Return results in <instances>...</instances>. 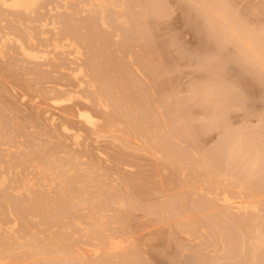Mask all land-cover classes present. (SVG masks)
<instances>
[{"label":"bare ground","instance_id":"1","mask_svg":"<svg viewBox=\"0 0 264 264\" xmlns=\"http://www.w3.org/2000/svg\"><path fill=\"white\" fill-rule=\"evenodd\" d=\"M129 1L132 4L131 0H0V264H40L42 260L43 263L54 264L59 262V257L64 258L61 259L62 263L68 264H150L149 261L152 262L156 256L149 260L146 253L143 256L137 253L136 240L142 238L144 242L147 238L144 235L151 237L156 234L161 238L162 236H159L161 228L147 230L149 232L144 229L158 224L160 226L162 223H165V226H162L167 229L170 226L174 227V230L178 228L179 233L185 235L189 242H200L199 239H202L203 246H200V243L199 246L195 243L197 247L191 246L189 243L190 248L184 247L185 241L180 246L176 244L179 248L181 246L183 248L179 249L181 250L179 257L182 256V252L192 257L188 258L185 264H219L221 257L217 258L216 255L214 259L212 255L210 256L213 250L208 251L209 248H215L216 244H219L216 242L218 239L214 243L213 232L219 233L222 238L220 240L222 246L221 244L218 246H221L224 254L219 252L218 254L223 256V259L236 257L230 261L236 260L237 253L241 250L245 254L246 236H249L251 250L249 249V254L243 255L245 259L241 256L242 259L239 257L238 260H241V264L242 261L244 264L246 259L249 264H264L259 255L264 251V180L261 179L258 185L252 184L254 176L264 177V165L263 162L260 163L263 160L245 149L240 139L237 140L236 136L234 138L236 134L232 132L230 133L232 136L226 135L229 138L223 139L227 144V147L224 146V149L226 147L224 157H228V166L225 161L222 162L223 165L217 161L225 170L219 169L216 162V165L213 163L212 166L218 168L213 173L214 168L212 167V170L207 166H211L215 161L211 156L209 158L211 163H206L205 167L207 171L212 170V173H205L207 171L204 170L203 164L208 159L203 162V166L197 163L198 168L204 167L202 169L205 172L203 173L202 169L200 171L207 175L206 177L200 174L198 168L190 170L187 167L199 153L195 147L197 154L193 153L195 155L190 156L192 157L190 160L188 157L190 152L188 153L187 149L181 151V147L184 146L181 143L186 139L185 137L192 136L190 135L192 132L190 133L189 129L187 131L184 126L188 128L189 123H179L183 117L180 118L181 115L178 114L179 124L177 122L176 124L185 127L183 128L182 125L180 127V130L183 128L181 135L184 140L180 138L182 142L179 140L178 145L179 141H176L175 135L176 132L181 131L176 129L173 133L172 127L178 106L174 109L170 106L172 102L169 100L175 94L170 93L171 97H165V101L166 98L168 99L167 103L170 101V105L167 104L170 107L160 106L163 105L162 92L170 89L171 92L174 86L171 88L170 86L174 83L169 84L170 89L167 88L168 86L167 89L161 88L162 82L160 83V80L158 83L157 78L161 79L159 75L163 71L158 72L159 74L154 72L159 70L162 59L161 61L158 59L159 62L157 60L156 64L150 56L153 51L150 54L146 52L151 58L144 55L145 51H140L145 48L143 47L145 36L146 42L151 41L147 42L149 47L150 44L151 48L155 45L153 33L149 32L152 31L151 26L147 25L152 21L149 20L151 17H147L152 10L150 11L146 6L145 9L148 10L142 14L143 11L140 10L144 6L138 5L140 0H137L138 4L135 2L136 6H132L135 3L131 5L133 8L128 5ZM144 1L149 2L143 0V3ZM210 1L207 2L211 4L215 3L214 1L218 2V0ZM196 2L199 3L198 0ZM221 3L223 2H220V5ZM201 4L200 6L203 5ZM145 5L151 7L148 3ZM204 5L206 12L210 6ZM217 5L212 6L216 11L222 7L225 9L224 4L221 5L222 7L219 6V9ZM135 7L140 9L134 11L135 14L138 13L136 15L130 12V8L133 10ZM224 9L220 11L226 12L227 9ZM216 11L215 14L222 15L220 18L226 15L230 25L232 22L233 25L237 24L235 20L229 18L232 15L228 12L223 14L224 12ZM117 15H120L123 22ZM116 16L123 25L122 28L118 21L116 24ZM111 17L114 20H111ZM143 17H145L144 22L139 24L145 25L141 28L137 23ZM146 18H149L148 21ZM220 18L218 19L225 20ZM99 25L101 26L98 27ZM116 25L119 27H115ZM230 25L228 24L227 27ZM233 25L228 28L232 32L238 29ZM130 26L131 28L134 26V29H130ZM236 33V37H239V32ZM230 34L234 35L231 32ZM242 36L241 39L237 38L238 41L248 43H245ZM120 37H125V42L121 41L123 39ZM128 37L133 40L139 38L143 42L138 43V39L135 41L138 43L136 45L140 44L143 47L137 46L140 56L143 55L142 59L139 60L138 53V57L134 58V54L136 56L138 51L132 43L133 40L130 39V43H127ZM248 37L251 38L250 41L253 40L252 36L248 35ZM117 44L122 45L117 49ZM112 46H116L117 50ZM153 49L155 51V47ZM122 55H127L128 58L127 56H124L126 59L122 58ZM117 58H121L120 61L125 59L124 63L119 64ZM143 58H150L151 61H146L147 59L143 61ZM137 59L140 62L142 60L144 65ZM126 60L128 62L125 64ZM152 61L155 62L153 69L159 65L158 70L155 69L154 72L150 69L151 63H148ZM146 62L149 65H146ZM139 64L145 68L142 70L143 67L140 68ZM165 65L161 64L164 70ZM166 69L168 72L169 68ZM144 70L148 72L151 70L153 75L155 74L156 79L153 77L160 88L153 85L151 72L150 75L145 74ZM169 77L166 78L170 80ZM169 80L168 82L171 83ZM158 89H162L159 97L160 92L155 91ZM172 93H175L174 90ZM149 95L150 99H148ZM155 97L160 98L158 100L160 102L154 100ZM173 105L176 107L177 104ZM163 108L168 109L167 113L174 114L173 117L171 113L166 114ZM165 114L170 115L172 120L170 121L169 116L166 119ZM213 116L218 118L222 115ZM170 122L173 124L168 126L171 127L168 130L166 125ZM209 123L213 124V122ZM175 128L179 127L176 125ZM184 129L190 134L184 136ZM189 136L187 139L190 138ZM191 138L193 139V136ZM192 139L185 142L188 144L192 141L197 142L196 139ZM173 140L177 142L176 148L179 146L180 150L174 148ZM193 145H189L191 149H194ZM202 151L204 152V149ZM212 156L215 157L214 159L217 158L214 154ZM224 157L220 158L221 161ZM197 158L198 156L195 159ZM233 158L237 166L233 162L235 166L231 163L230 168L228 161ZM239 162L243 163V166L242 164L238 166ZM260 166L263 168L259 169ZM239 169L244 170V173H241L242 179H238L240 178L238 174L241 172ZM187 170L194 171V176H203L205 180L202 185L197 183L202 181L200 180L202 177L198 179L199 176H196L197 182L190 183L192 172L188 181L186 175L190 173L188 174ZM196 170L199 172L196 173ZM243 174L245 175L242 176ZM211 181L215 186L210 187ZM205 182L209 183L204 184ZM139 211L145 213V219L147 216L148 219H142L137 224L135 218L138 219L136 215ZM149 216L156 219L152 221ZM168 223L170 225L167 227ZM140 225L142 228L148 227L143 228L142 231ZM136 226L140 227V230L138 228L137 230ZM171 229L173 230L170 228V231ZM135 234L137 237L134 236ZM180 234L178 238L182 236ZM124 236L129 238L128 241L123 240ZM171 238L177 240L173 235H169L166 239L171 240ZM180 238L179 243H181ZM138 241L140 243L141 239ZM143 242L140 244L145 245L146 242ZM87 243L94 250L91 249L88 251L90 253L83 255L82 248L87 250L91 248L82 246ZM152 248L153 251L154 247ZM140 252H143V249L140 248ZM158 252H155L156 255ZM54 253L58 260L55 256L54 260L52 257V259L46 258ZM88 254L91 255L85 256ZM94 256L99 260L89 259ZM262 257L264 258V253ZM169 260L170 264H177L180 259L177 263L176 261L171 263L174 258L172 261ZM180 262L181 260L178 264ZM226 263L227 261L224 264Z\"/></svg>","mask_w":264,"mask_h":264},{"label":"rangeland","instance_id":"2","mask_svg":"<svg viewBox=\"0 0 264 264\" xmlns=\"http://www.w3.org/2000/svg\"><path fill=\"white\" fill-rule=\"evenodd\" d=\"M148 1L149 2L144 1V3H143V0H140L139 1L140 3L138 4L137 0H131L132 4L136 2L138 5H140V4H141V6L143 5L144 7H142V8H141V6L139 7V8H141V10L137 9V7H135L133 10L131 9L134 6L137 5L136 3L134 5H132L130 3V1H129L130 4H128V5H130V7H131V5L133 6V7L130 8V12H132L134 15L138 14L137 12H136V14L134 13V11H137V10L143 11V13L142 12L141 13L144 14V11L148 10V9H145L146 6L149 8L150 11L154 10L153 12L151 11L152 14L150 12V15L147 12L148 13L147 17H151L150 19L149 18L148 19L149 20L152 19V21H153V22L149 21L151 25L148 24V23H147V25L151 26L152 31H149V32H150V34H151V32L153 33V36H154V38L152 36L153 44H155L157 47H159L158 48L159 50L156 49L157 47L155 45L153 46V48L155 47V51L157 50L156 52L154 51L153 48H151V44H150V47H149V44H147L148 41L147 42L145 41V39H146L145 37L146 36L144 35L145 36L144 38H143V36H138V37H140V38L142 37L143 40H144L143 42L145 43L144 45H146V46L148 45V46L146 48V46L143 45V47H145V48H144V50H140V51H145L144 55H147L146 52H149V54H150V52L153 51V53L150 56H152V59L156 62V64H157V60L158 59H160V61L162 59V63L161 64L162 65L167 64L169 66V67H167V65H165L166 67H165V70H164L162 68L163 66L161 67V64L158 63V64H160V68H162V69L158 68L159 70H161V71H159L157 69V67L159 65L158 66L156 65L155 69H157L158 71L154 72L156 70L153 69L152 67L155 66V62L154 61L148 62V63H151L150 64L151 65L150 69H152L154 73H158V72L161 73L163 71V73H161L163 75V78H162L161 74L159 75V76H161V79H160V77H159V80L157 78L158 83H159L160 80H161L160 83L162 82L161 83L162 85L160 84L161 88L165 89L167 86H168L167 88H169V84L174 83V85H171L170 88L172 86H174L172 88V91L174 90L175 93H172V91L170 92V90H171L170 88H169L170 89L169 91L168 90H166V92L164 91L166 94L164 92H162L163 93V96H162L163 98L161 100H163V103L162 102L161 103L163 105H160L162 107L163 106L164 107L165 106L168 107L170 104H172L170 106H173L174 109H176L177 106H178V111L176 109L175 113H174V114H177V115L173 114L176 117V119H175V117H173L171 112H170L171 114L167 113L168 111H166V110H168V109L163 108L164 111H166V114H170L171 117H173V120L175 121L174 126L172 125L173 133H174V131H176V129L180 130V127H181L182 124H180V126H178L179 123H182V122H183V124L189 123L190 125L188 124V126H189L188 128H187L186 125H184L186 128L183 125L182 126L187 131L189 129L190 133L191 132L192 133L190 134L189 132H187L184 129V131L187 132V133L184 132V134H185L184 136H187L188 134H190V135L193 136V139L194 140L196 139V141H197V142H195V141L193 142L192 141L193 143L191 142L189 144L186 143L187 142L186 140L190 139L192 136L188 135L190 138L187 139V137H188L187 136V137H185L186 139L184 140L183 136L181 135V133H183L182 132L183 128H181V130H182V131L180 130L181 132L178 131L180 133V136H182V137L178 136L179 133L176 132V135H175V137H177L176 141L178 142L180 140V138H181V140H184L183 142L180 140L182 142L181 145L182 146L184 145L183 147H181L182 148L181 151L182 150L186 151V149H187L188 153L190 152L189 153L190 155L187 153L189 155L188 156L189 158H190V156L193 157L195 154H197V152L195 153V147L197 148L196 150H198V152H199L198 153L199 155L197 154L194 157L196 158V156H198V158H200V159L197 158V160H196L194 158V161H193V160H191L192 159V157H191L190 158V160H191L190 164H188L187 167L190 170H192L194 168H198L197 163L199 165L200 164L202 165L203 162H205L206 159H208L207 162H205L203 164L204 167H205L206 163H211V162H209L210 156H211L212 160H215V161L212 162L211 166L206 164L209 168L212 169L213 163H214V165H216L217 161H219L222 165H223V163L225 161L226 165H227V160H228L227 158L228 157H224V155L226 154L225 153L226 152L225 149L227 147V144H226L225 140L223 141V139H225L227 137L226 135H230V133H232V132H234L236 134V135H234V138L236 136L237 140L240 139V141L243 143V146L245 147V149L250 151V153L254 154L256 157H258V158L260 157L261 160H263L261 162L259 160V162L260 163L263 162V165H264V0H220V2H223V3H221V5L224 4L225 9H227L228 11L225 10L220 5L219 0H218L219 4H218L217 1H214L215 3L211 4V3L207 2L209 0H207V1L206 0H203V1L202 0H198L200 4L201 3L203 4L204 1H205L204 4H206L207 6H210V4H211V6H210L211 9L209 7L207 9V11L210 10V11H208L210 13V15H209V13L207 11L205 12V8H206V7H204L205 5L203 4L204 5L203 6L201 4L203 7L200 6V4L196 2L197 0H192V1L191 0H168L167 2H164L165 0L164 1L163 0H154L156 3H154L153 0H148ZM194 2H196V3H194ZM216 2H217L218 5L216 4ZM146 3H148L151 7H149L148 5H145ZM207 3H209V4H207ZM213 4H214V6L217 5V9H219L218 7L220 6V7H222L220 9H224L226 12L229 13V15H232L231 17H233V18H231V17H229V18L232 19V20H235L234 22H236L238 24V26H236L237 24H235V23L233 25V22L231 21L233 27L235 26L236 29L238 28L236 30V29H234L232 27V29L239 32L238 35L240 34L239 35L240 39H241V36L243 35L242 39L245 40V43L248 42V43H246L248 45L244 44L242 42V40H241V42H240V40L238 41L237 38H239V37H236L237 36L236 31L232 32V30L228 29L232 25H230L231 24V23H229L230 20H228L226 15H225V17L223 15V18L225 20L227 18L228 22L225 21V20L222 21V20L218 19L222 15H220L218 13H216V14L214 13V11H216V9H215V7H212ZM226 6H227V8H226ZM142 9H145V10H142ZM213 9H215V10H213ZM220 9H219V11L217 10L216 12L223 13L224 11H222V10L220 11ZM140 11H138V12H140ZM226 12H224L223 14H225ZM147 13L145 12V14H147ZM206 15H207V17H206ZM117 16H119V18H120V15H117ZM117 16H116L117 20L115 19L116 20V24H117V21L119 19ZM144 16L146 17V15H144ZM112 17L114 18V16H112ZM136 17H138V16H136ZM145 17L141 18L142 20L140 19V22L138 21L137 24L144 22ZM113 18L111 20H114ZM223 18L221 17L220 19H223ZM148 19H147V21H148ZM111 20H109V21H111ZM122 20L123 19H121V22H123ZM109 21H108V23H109ZM111 22L115 23L114 21H111ZM225 22H226V24H225ZM131 23L133 24V22H131ZM227 23L230 25L229 27H227V25H228ZM97 24L98 23H96V25ZM132 24H130V25H132ZM137 24H135V25L137 26ZM109 25H111V24H109ZM120 25L119 26L122 28L123 25L121 23H120ZM139 25H140L139 27L142 28L145 24L142 25V26H141V24H139ZM221 25H222V27L224 25V27L226 26L227 28L226 27L222 28ZM100 26L101 25H99L98 27H100ZM119 26L116 25L115 27H119ZM133 27L131 28V26H130V29H134ZM135 28L138 29V27H135ZM146 29H147V26H146ZM227 29L229 30V32L227 31ZM230 32L234 33V35L230 34ZM230 35L235 36L237 41H236V39L234 37H232ZM248 35L253 37L252 41H250L251 38L248 39L249 38ZM128 36H130V35H128ZM133 37H134V35H133ZM147 37H148V39L150 38L149 35ZM121 38L122 37H120V39ZM124 38H122L123 40H121V41L125 42ZM131 38H132V35H131ZM131 38H129V37L127 38L128 39L127 43L130 41ZM115 40L112 39V41H114V42H115ZM132 40L133 39H131V41ZM136 40H137V42L139 41L138 43L141 42L139 40V38H136ZM136 40L134 38L132 43H133V45H135L136 50H137V48H138L137 46H139V47H142V46L140 44L136 45V44H138L137 42L135 43ZM143 42H141V43H143ZM150 42H148V43H150ZM249 42H250V44L251 43L252 44L250 45ZM112 45H113V43H112ZM116 46L115 47L112 46L113 49H115ZM120 46L118 45L117 49ZM249 46H251V47H249ZM148 47H149V49H148ZM117 49H115V50H117ZM139 49H141V48H139ZM145 49H147V51ZM151 49H153V50H151ZM160 49H162V51ZM101 50H103V48ZM133 50H132V52H133ZM137 51L138 52H136V56L134 54V58L138 57L137 56V53H138L139 54V60H140V58L142 59L143 55L140 56L139 50H137ZM133 53H135V52H133ZM156 53H158V54H156ZM149 54L147 56H149ZM120 55H121V53L119 54V56ZM124 56L122 58H125L127 55L125 57ZM145 57L146 56H144V58ZM163 57H164V59H163ZM127 58H128V56H127ZM150 58H148V59L146 58L147 60L144 59L143 61H145V60L146 61H151V60H149ZM117 59L119 60L117 62H119V64H121L126 58L122 59L123 61H120L121 58L120 59L117 58ZM138 61H136V62H138ZM163 61H165L166 63L163 62ZM127 62H128V60L125 61V64ZM158 62H159V60H158ZM140 63H142V60H141ZM148 63L146 62V65ZM142 65H144V64L142 63ZM142 65L139 64L138 66L140 68L143 67L142 68V70H143L145 67L142 66ZM170 66H171V68H170ZM121 67H123V66L121 65ZM147 67H146V69H147ZM166 68H169L168 72L171 69L170 72H169L170 74L167 72ZM145 71H146L145 74L149 73V75H150L151 70H150V72H148L147 70H144V72ZM164 71L167 72V73H164ZM153 72H151L152 77L155 75V74L153 75ZM164 75H166V77L170 76L169 78H171L172 80L171 79L169 80ZM149 77L152 78L151 76H149ZM154 77L156 79V76H154ZM154 77L152 78L153 79L152 81L154 83L153 85H156L157 87H159L158 86L159 84L157 85L156 80L154 79ZM154 80H155V82H154ZM168 80L171 81V83H169ZM149 81L151 82V80H149ZM164 81L166 83H164ZM151 85H152V83H151ZM160 90L162 91V89H160ZM160 90L159 89H158V91L155 90L157 93L160 92L158 94V97H159L160 94H162ZM170 93L173 94V95L175 94V96L171 97ZM169 94H170V96H169ZM155 96H157V94ZM149 97H150V95L148 96V99H150ZM165 97H168V98L171 97V99H169V100L172 103L169 104L170 101L167 103L168 99L166 98V101H165ZM155 99H157V98L155 97L154 100ZM158 100H160V98L157 99V102H160ZM164 103H165V105H164ZM174 103L177 104L176 107H174L175 106V105H173ZM158 104H160V103H158ZM167 104H169V105L167 106ZM207 112H209V114ZM166 114H165V116H166ZM178 114L181 115V117ZM190 114H191V117H190ZM219 114L222 115V116H219ZM170 115H167V116H169L168 118L171 121L172 119L170 118ZM213 115H217L219 117L217 118V117H215ZM167 116H166V119H168ZM178 116L180 118L183 117L184 120L180 119L179 121H181V122L178 123L177 122L178 118H179ZM212 117H213L214 120L212 119ZM220 117L222 119H220ZM168 121L169 120H167V122ZM176 122L178 124H176ZM209 122H213V124L211 123L212 124L211 125ZM171 123L172 122H170V124L167 123L168 125H166L167 126L166 128L168 130H170L169 128H171V127L168 128V126L171 125ZM176 125L179 128H175ZM191 128H193V129L191 130ZM167 129H165V130L167 131ZM196 132H198V133H196ZM230 136H232V135H230ZM178 137H179V139H178ZM227 138H229V136ZM190 140H188V141H190ZM232 140H233V138H232ZM176 141L174 142V140H173V142H172L173 145L175 146L174 148H176V145H175L177 143ZM180 141L177 143L178 145H179ZM222 141L225 142V143L223 144ZM221 142H222V144H221ZM185 143H186V145H185ZM190 144L191 145H193V144L196 145V146L193 145L194 149H191V147L189 146ZM185 146L186 147L189 146L190 148L189 149H188V147L185 148ZM198 146H200V147H198ZM224 146H226L225 149H224ZM178 147L176 149H179ZM199 148H200V150H199ZM202 149H204V152L202 151ZM179 150H177L178 153L180 152ZM191 150H193L194 152H192ZM205 151H207V152H205ZM216 151L218 153H216ZM191 153L192 154L195 153V154L191 155ZM203 153H205V154H203ZM211 153L214 154V156H216L217 158L218 157L219 158L218 159L217 158L214 159L215 157H213ZM221 154H222V156H221ZM185 155H186V153H185ZM201 155H202V157H200ZM204 156H205V158H204ZM221 157H224V158H222L223 161H221V159H220ZM225 158H226V160H224ZM195 160H196V162H195ZM230 160H232V159H229V161H228L229 166H230L231 163L233 164L234 158H233V160L231 162H230ZM201 161H202V163H201ZM220 163H218L219 169L223 168V166L220 165ZM240 164H242V166H243V163H240V162L238 163V166ZM190 165H192V166H190ZM235 165H236V163H235ZM235 165L233 164V166H235ZM263 165L261 164V166H263ZM231 166H230V168H231ZM261 166H260L259 169L264 167V166L263 167H261ZM191 167H193V168H191ZM204 167H201V169L202 168L204 169ZM240 167H238V168H240ZM217 168H214L213 173L215 172V170H217ZM226 168L228 169V167H226ZM198 169H199V171L201 170L200 168H198ZM203 169H202V171H203ZM206 169L207 168L205 167L204 170L207 171ZM212 170H209L207 172L203 171V173L204 172L205 173H209ZM199 171H197L196 173H198ZM202 171H200V174L204 175V177H206L207 175L202 174ZM240 171L241 170L239 169V172ZM191 172H192V177H191ZM191 172L188 171V174L189 173L190 174L186 175V177H188V181L190 180L189 177H191L190 183L193 182V181L197 182L198 180H195V179H197V177L199 176L198 179H200V177H202V179H200L202 181H198L197 183L202 185V182H203V180H205V178L203 176H200V175H198V176L195 175L194 176L193 175L194 171H191ZM242 172L244 173V170L241 171L238 174V177H240V178L237 177V173H236V177L238 179H242L241 178V173ZM244 175L245 174H243L242 176H244ZM186 177H185V179H186ZM194 177H196V178H194ZM192 178H194V179H192ZM254 178L256 180H254ZM254 178L252 179V181H254L252 184L256 183V185L260 184V182L262 181L261 179L264 180V177L262 178V176H260V175L259 176L256 175V177L254 176ZM257 178H260V179H257ZM219 179L220 178H218V180ZM211 182L212 183H209V182L206 183L205 182L204 184H208L209 183L210 187L215 186V185H212V184H214L213 181H211ZM197 183H195L196 186H198ZM195 184H193V185H195ZM206 186L207 185H205V187ZM154 198L156 199V197H154ZM148 200L150 201V199H148ZM151 203H155L156 204V202H151ZM155 204H153V205H155ZM263 208H261V209L263 210ZM140 213H141V218H140ZM136 217H138V219L140 218L139 219L140 221L135 218V221L137 220L136 223L139 224L142 219L143 220L145 219V213L142 214V212L139 211V212H137ZM147 219H148V216L146 217L145 220H147ZM149 219L153 221V219H156V218L153 217V216H151V217L149 216ZM164 224L165 223H162V224H160V226H162V225L165 226ZM171 224H172V222H171ZM169 225H170V223H168L167 227ZM154 226H152V227L150 226L152 229H150V227H148V226L143 227V228H147L148 227V229H144L146 231L147 230H149V231L153 230L154 228H157L159 230L161 228V232L164 231L165 227H163V226L160 227L159 224H158L159 227L156 226V225H154ZM140 227H141V230H142L143 228H142L141 225H140ZM140 227L136 226V229L138 228L140 230ZM170 228H173V230H174V227L170 226ZM170 228L169 227H168V229L165 228V231H164L165 235L163 234V232L162 233L160 232L159 236L160 237L162 236L161 238L156 236L158 234H156L154 236L151 235V237L150 236L148 237L147 235L146 236L144 235V237H147V238H145V239L143 238L144 242H146L145 245L142 244V245H144L143 247L140 244V243L143 242L142 238H137V240H136V242H137V244H136L137 253L138 252H139V254L141 253L140 254L141 256L145 255V253H146V256L148 257L149 260H151L152 258H154L156 256L157 259L154 258L152 260V262L149 261L150 264H152V263L153 264H168V263L170 264V262H169L170 260L169 259H171V261H172L173 258L175 260H173L171 263H174L175 261L177 263V260H179V259L181 260L180 264L187 263L188 258H192V257H189L185 252H182V256L179 257L181 255L180 254L181 250H179V249H183V248H181L182 246L179 248L180 244L182 245L184 243V241H185V245H186L187 242L188 243H187V246L184 245V247H189L190 248V245L191 246L196 245V244L198 245V243H200L199 244L200 246H203L201 244V243H203V242H201L202 239H199L200 242L195 241L196 244L194 242H189V240L186 239L185 235L183 236V234L179 233V229L178 228H177L178 232H176L177 230L173 231L172 229L170 231ZM168 230H169V232H174L175 234H173V233L169 234ZM263 230H264V227H263ZM142 231H140V232H142ZM149 231H147V232H149ZM167 233L169 235H171V236L173 235L174 238L176 236L178 241L176 239H174V240H176V242H175L172 238H171V240L166 239V238H169V235ZM138 234H140V233H138ZM179 234L182 235V236H180L181 238L179 237L181 243H179V238H178ZM213 234L214 235L216 234L217 237L214 236ZM140 235H139V237H140ZM212 235H213V237H215L214 238L215 239L214 243L219 242V244H221L220 240L222 238H220L221 236L219 235V233L217 234L216 232H213ZM224 235L225 234H223V236ZM134 236H136V234ZM134 236H132V237H134ZM136 237H134V238H136ZM248 237L249 236H246L247 239L245 238L246 239V242H245L246 243V245H245L246 246L245 247L246 251H244L245 254H243V251L241 249H239V250H241V251H239L241 253H239V252H238L239 254L237 253V256H238L237 258L238 259H239V257L242 259L241 256L249 254L248 252H250V250H251V242H249ZM124 238L126 239V240L123 239L124 241H128L127 239H129L126 236H124ZM224 238H225V236H224ZM140 239H141L142 242L140 241V243H139L138 240H140ZM158 239H160V240H158ZM181 239H183V240H181ZM167 240L170 241L169 242L170 245H169V243L167 244V242H168ZM150 241H151V243H150ZM173 241L175 242V245H174ZM203 241H205V240L203 239ZM147 243H149V245ZM177 243H178L179 246L176 245ZM189 243H190V245L188 246ZM150 244H152V245H150ZM153 244H154V246H153ZM165 244H167V245L165 246ZM171 244L174 247L173 246L171 247ZM219 244H216L217 246L215 248H219L220 251L219 250L217 251V249L215 250L214 247L213 248H209V250H208L209 252H210L211 249L213 250L212 252H210L212 254L209 253L210 256L212 255V258H214V259L216 258V255H218L217 258L221 257V259H219V262H218L219 264L220 263L224 264L226 261H227L226 264H230V263L234 264L235 261H237L238 259L232 260V261H230V260L231 259H235L236 257H234V258L232 257L231 259H229V258L228 259L227 258L223 259V256L219 255L220 253L224 254V252L220 248L222 246V244H221V246H218ZM86 245H88V246L86 247ZM86 245L84 244L82 246H85V248H90L91 247V246L89 247L90 244H88V243ZM197 245H196V247H197ZM82 246H81V248H82ZM151 246L154 247V250H153L154 252L152 251L153 248ZM167 246H168V248H167ZM139 247L141 248V250L143 249V252H140V248ZM144 247L147 248V249L145 250ZM175 247H177V248L175 249ZM248 247H250V248H248ZM83 249L84 248H82V250H81L83 255H84V253H87L91 249H92L91 251L94 250L93 247H91L88 250L87 249L83 250ZM247 250H249V251H247ZM83 251H86V252H83ZM214 251L215 252L217 251V252L214 253ZM155 252H158L157 255H159V256H157ZM218 252H219V254H218ZM88 253H90V252H88ZM151 253H153V255ZM183 253H185V254H183ZM260 253H261V254H259V255H261L260 258L263 259L262 262H264V258L262 257L264 251H263V253L262 252H260ZM169 254L171 256H173V257H170ZM89 255H91V254H88V255H85V256H89ZM160 255L161 256L164 255L163 257H165V258L163 259V257H161ZM54 256H55V253L53 255L51 254L50 256H47L46 258H48V257L51 258L52 257L53 260H54L55 258H57L56 256L54 258ZM175 256H176V258H175ZM147 257H145V258L148 261ZM86 258L88 259L89 257H86ZM94 258H97V257L94 256L93 258L90 257L89 259L90 260L92 259V261H93ZM181 258L184 259V260L182 261ZM243 258H244V256H243ZM61 259H64V258L59 257V260L57 258V260L59 261L58 262L59 264H68V263H62L61 261H63V260H61ZM261 259H259V260L261 261ZM84 260L86 261V259H84ZM97 260H99V259L97 258ZM42 261H40L42 264H46L47 263V262L43 263ZM179 261H178V263H179ZM221 261H224V262H221ZM245 262H247L249 264L247 259L244 261V264H246ZM55 263L58 264L57 262H54V264ZM238 263L241 264V260H238V262H236V264H238ZM48 264H50V263H48ZM242 264H243V261H242Z\"/></svg>","mask_w":264,"mask_h":264}]
</instances>
